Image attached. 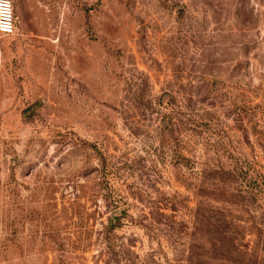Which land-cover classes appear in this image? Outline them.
Wrapping results in <instances>:
<instances>
[{
    "label": "rangeland",
    "instance_id": "obj_1",
    "mask_svg": "<svg viewBox=\"0 0 264 264\" xmlns=\"http://www.w3.org/2000/svg\"><path fill=\"white\" fill-rule=\"evenodd\" d=\"M12 1L0 264H264V0Z\"/></svg>",
    "mask_w": 264,
    "mask_h": 264
},
{
    "label": "built area",
    "instance_id": "obj_2",
    "mask_svg": "<svg viewBox=\"0 0 264 264\" xmlns=\"http://www.w3.org/2000/svg\"><path fill=\"white\" fill-rule=\"evenodd\" d=\"M17 33V16L12 0H0V35L13 36Z\"/></svg>",
    "mask_w": 264,
    "mask_h": 264
},
{
    "label": "trees",
    "instance_id": "obj_3",
    "mask_svg": "<svg viewBox=\"0 0 264 264\" xmlns=\"http://www.w3.org/2000/svg\"><path fill=\"white\" fill-rule=\"evenodd\" d=\"M235 173L236 174H239L237 173V170L235 169ZM239 176V175H237ZM245 180H247L246 177H243ZM244 179H241L240 176H239V179L237 177V180L240 181L242 184ZM235 198H236V201L237 203H240V204H243L244 203V199L242 198H245L244 195H242V192H239L237 195H235ZM241 198V199H239ZM122 216H124L123 212H118L117 214L115 215H112L109 217V221H108V225H107V233L110 234V233H113L116 229H118L119 227H121V224H122ZM214 234H216L217 236H222V232L218 230V232H215ZM220 240L222 241H225L223 240L224 237H222L223 239H221L220 237H218ZM230 254H235V252L231 251L230 250ZM234 256V255H233ZM229 261H232V259L229 258Z\"/></svg>",
    "mask_w": 264,
    "mask_h": 264
}]
</instances>
